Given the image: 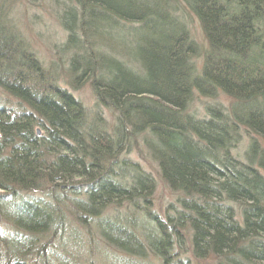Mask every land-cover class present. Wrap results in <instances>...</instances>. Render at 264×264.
Returning <instances> with one entry per match:
<instances>
[{
    "label": "trees",
    "instance_id": "obj_1",
    "mask_svg": "<svg viewBox=\"0 0 264 264\" xmlns=\"http://www.w3.org/2000/svg\"><path fill=\"white\" fill-rule=\"evenodd\" d=\"M10 1L0 0L10 95L0 96V264H86L103 248L127 256L116 264H264V0H75L59 54H71L68 85L89 86L96 113L20 48L1 17ZM186 15L209 43L201 73ZM219 95L226 107L189 113L197 96ZM135 148L182 193L164 221ZM81 234L85 256L67 251L85 250Z\"/></svg>",
    "mask_w": 264,
    "mask_h": 264
},
{
    "label": "rangeland",
    "instance_id": "obj_2",
    "mask_svg": "<svg viewBox=\"0 0 264 264\" xmlns=\"http://www.w3.org/2000/svg\"><path fill=\"white\" fill-rule=\"evenodd\" d=\"M110 1L117 3V0ZM130 1L135 2L137 7H139L140 5L150 6L157 3L161 5L165 4L168 1L171 2L170 0ZM74 2L76 1L73 0L72 3L71 0H12L9 2V4L6 5V11L3 13L4 16L1 15V17H3V19H7V27H9L12 32H17L22 39V42H26V44L22 45V47L20 48H25V50H27L29 53L34 54L39 66L42 67V69H44L45 71L51 70L50 72L52 73L55 72V76L57 74V76L60 78L59 80H61V83L63 84V90H65L66 92L68 90V92L74 95L77 100L78 97L83 100L88 112L96 113V111L92 109L95 100L89 86L85 85V83L78 84V88H75V86L72 85H68V78H72L71 75L67 74V71L69 70L68 66H70L69 63L71 54L66 57H62V55L59 54L61 48H64L63 46L67 39V32L65 27L61 24V17L63 16L64 11L66 12L67 10H69V7L72 4L74 6ZM186 20L188 23V29L191 33V38L193 41H196L199 46V52L201 53L193 59V63L195 64L198 73H201L205 64L204 58L206 50L209 48V43L205 37L204 30H202L201 28L199 20H197L196 17H192L189 15H186ZM22 42L20 43V45L22 44ZM58 65L65 66V70L62 71L57 69ZM56 70H58V72ZM0 96H2V100L3 97H10L9 93H6L3 89L1 90V88ZM10 101L14 104L13 100ZM221 102L224 103V106L226 107V104H228L229 100L224 95H219V97L217 98H212L209 96H197L196 101L190 107L189 113L194 114L197 117L199 116L204 118L205 116H207V112H205L206 108H208L209 106H216ZM246 145L247 142L244 140L241 144L238 145L237 149L233 151V155L238 156L236 152H241ZM141 155L142 153L140 152V150L138 148H135L134 153L132 154V158L134 159V161L140 160L144 168H148L150 171H152L157 184V189L153 197L151 196L152 203L150 208H152L153 210V216H156L159 218V220L164 221L166 215H170L172 213L170 210L171 205H174L176 208L181 210V204L179 202L182 199V193H177L173 189L167 188L166 184L163 183L160 174L156 171V165L147 160L143 155L142 158ZM36 196L37 195H34L33 197ZM144 224V228L148 230V227L146 225L149 224L147 222H144ZM73 226L81 230L82 233H85V231H83L78 224L75 223L73 224ZM96 231L97 230H95L93 234H95L97 238H99ZM82 235L83 234H81L80 239L83 240V245L85 243V250L78 251V247H74L73 249L67 250L71 252V254L75 255V253L78 252V255L80 253H83L85 256L86 251L89 247V242L87 241L88 238L86 234H84L83 237ZM103 249L104 251L100 248V250H102L101 257L86 258V264H88V261L90 262V264H116L113 258H127L125 254H122L119 251H113L109 248ZM107 250L113 253L112 257L107 258ZM57 251L61 252L60 250ZM88 253L92 255L96 254L94 252ZM103 256H105L106 258H104ZM107 259L108 261L107 263H105L104 261H106ZM140 260L143 261V259L141 258ZM198 261L201 262L198 264H214L215 262L214 260H212V257L208 256L203 258V260ZM153 263L160 264L161 262L153 261ZM195 264H197V262H195Z\"/></svg>",
    "mask_w": 264,
    "mask_h": 264
},
{
    "label": "bare ground",
    "instance_id": "obj_3",
    "mask_svg": "<svg viewBox=\"0 0 264 264\" xmlns=\"http://www.w3.org/2000/svg\"><path fill=\"white\" fill-rule=\"evenodd\" d=\"M196 19H197V18H196ZM145 171H146V172H149L150 170H149L148 168H145ZM183 246L186 247V248H188V249H189V248H192V247H191V242H190L189 239H186V241L183 243ZM200 260H203V258H201ZM196 261H197V264H198V263H201V262L198 261V260H196Z\"/></svg>",
    "mask_w": 264,
    "mask_h": 264
},
{
    "label": "water",
    "instance_id": "obj_4",
    "mask_svg": "<svg viewBox=\"0 0 264 264\" xmlns=\"http://www.w3.org/2000/svg\"><path fill=\"white\" fill-rule=\"evenodd\" d=\"M38 132H40V130H38Z\"/></svg>",
    "mask_w": 264,
    "mask_h": 264
}]
</instances>
